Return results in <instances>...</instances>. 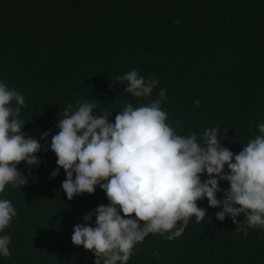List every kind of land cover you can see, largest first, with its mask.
<instances>
[{"label":"trees","instance_id":"trees-1","mask_svg":"<svg viewBox=\"0 0 264 264\" xmlns=\"http://www.w3.org/2000/svg\"><path fill=\"white\" fill-rule=\"evenodd\" d=\"M132 69L159 80L148 98L131 97L116 80ZM0 81L24 96L23 130L37 139L58 132L69 103L75 110L77 101L94 100L93 114L109 110L114 122L122 102L146 105L166 89L161 107L170 124L201 143L204 130L217 127L238 154L264 123V0H0ZM45 143L39 166H17L28 183L0 193L18 213L0 233L11 237V256L0 255V264H94L92 251L73 245V228L109 201L99 186L68 200L64 170L51 178V136ZM197 203L208 217H191L172 240L149 234L127 264H264V229L245 236L231 218L217 220L221 209L206 198ZM237 219L243 223V214Z\"/></svg>","mask_w":264,"mask_h":264},{"label":"clouds","instance_id":"clouds-1","mask_svg":"<svg viewBox=\"0 0 264 264\" xmlns=\"http://www.w3.org/2000/svg\"><path fill=\"white\" fill-rule=\"evenodd\" d=\"M174 23L179 24V18ZM116 80L127 85L124 91L133 98H148L159 85L155 77L146 79L136 69ZM166 100V89H160L159 99L146 105L122 102L114 122L109 110L93 114L98 109L94 100L77 101L75 110L69 103L55 125L58 132L53 135L49 130L37 139L23 130L24 96L0 81V193L6 185L28 183L17 166L21 162L29 169L39 166L37 154L49 150L41 140L51 136L50 150L57 157L51 178L64 170L61 188L67 199L94 194L99 186L109 201L73 228V245L92 251L94 264H127L149 234L167 240L181 236L191 217L197 223L208 217L207 209L197 203L205 198L209 207L221 209L215 218H231L236 232L247 236L249 228L264 229V123L236 154L222 144L217 127L204 130L203 143L195 132L183 135L184 130L168 122L161 107ZM205 173L207 179L202 180ZM221 181L229 187L222 189ZM242 214L240 223L237 218ZM17 215L9 199H0V233ZM10 243L8 234L0 235V255L11 256Z\"/></svg>","mask_w":264,"mask_h":264}]
</instances>
